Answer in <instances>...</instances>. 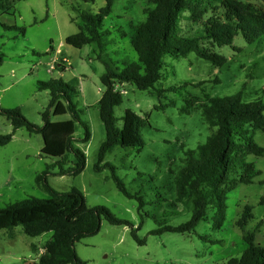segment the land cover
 Returning <instances> with one entry per match:
<instances>
[{
  "label": "rangeland",
  "instance_id": "374dc122",
  "mask_svg": "<svg viewBox=\"0 0 264 264\" xmlns=\"http://www.w3.org/2000/svg\"><path fill=\"white\" fill-rule=\"evenodd\" d=\"M243 1L264 11V0ZM104 4L105 0H18L10 10L0 12V108H17L30 123L41 127L50 94L38 89L37 81L62 82L69 87L68 96L90 133L84 140L83 124L75 123L73 144L84 152L85 165L73 175L71 151L62 157L43 154L40 132L17 128L9 142L0 146V207L25 198H49L44 181L58 192L76 188L89 207H107L126 223L111 224L101 218L95 234L75 242V252L84 264H226L227 259L240 257L247 246L243 236L256 224L255 243L264 245V155L246 156L260 174L251 183H237L226 192L222 220L214 208H208L205 218L190 232L151 233L191 217L189 199L174 203L175 178L187 157L185 151L195 149L212 132L200 108L205 96L240 90L244 101L264 100V42L262 47L249 45L238 33L231 45L213 48L226 58L221 66L192 52L177 58L164 56L163 77L154 87L141 90L130 83L115 84L121 94V103L113 110L116 124L121 126L126 109L141 116L145 120L139 130L143 145H116L99 162L105 128L98 100L105 90L100 81L105 65L97 56L119 69L124 63L138 62L130 37L149 5L148 0H116L103 19L102 32L108 33H102L99 43L81 48L66 44L65 37L82 29V14H94ZM199 31V24L180 20V34L195 36ZM184 83L187 85L180 88ZM187 100L193 103L188 113L181 110ZM69 118V113L50 114L51 121ZM10 132L11 121L0 114V135ZM249 135L264 148L263 131L249 128ZM42 172L44 180L37 182L36 176ZM113 173L135 197L128 198L117 189ZM245 206L251 208L252 218L241 229L236 220ZM137 226L142 244L130 233ZM50 237L51 232L25 235L20 226L1 229L0 264L36 262Z\"/></svg>",
  "mask_w": 264,
  "mask_h": 264
},
{
  "label": "trees",
  "instance_id": "16d2710c",
  "mask_svg": "<svg viewBox=\"0 0 264 264\" xmlns=\"http://www.w3.org/2000/svg\"><path fill=\"white\" fill-rule=\"evenodd\" d=\"M16 1L18 0H0V12L10 10ZM115 1L105 0L98 12L82 14V29L65 37V43L75 48L92 42L99 43L102 33H108L107 30L102 32V22L111 13ZM148 3L143 9L145 18L134 25L130 37L138 62L124 63L119 69L101 55L97 56L105 65V72L100 77L105 90L98 100L99 116L105 128V139L98 151L99 162L116 145L124 148L143 145L139 130L145 125V120L141 116L126 109L121 117V126L116 124L113 110L121 103V94L114 89L115 84L130 83L141 90L154 87L163 77L161 70L164 56L177 58L192 52L214 66H221L226 58L213 48L231 45L238 33L249 45L262 47L264 42V11L250 2L148 0ZM182 19L199 24V33L195 36L180 34L178 26ZM186 85L184 83L180 88ZM37 88L48 90L50 94L49 103L41 114L42 126L30 123L17 108H0V114L5 115L12 125V132L0 135V146L9 142L17 128L25 127L30 132H40L43 141L41 152L52 157H62L65 152L71 151L75 157L71 173L78 174L84 168L85 154L73 144V134L75 123L82 121L68 96L69 87L57 81H37ZM157 92L161 94L163 89L159 88ZM205 98V103L200 106L201 113L212 132L195 149L185 151L187 157L175 178L174 203L189 199L193 207L191 217L178 225L166 224L151 230L153 234H160L162 231L190 232L205 218L208 208H214L215 214L222 220L226 192L237 183H251L260 174L254 162L248 161L246 156L264 155V148L249 135V128L264 132V100L244 101L240 90L224 96L206 95ZM192 105L187 100L181 110L188 113ZM66 113L70 114L69 119L50 120V114L61 116ZM82 124L83 139L87 140L90 133L87 126ZM95 169L99 170L100 166L97 165ZM44 173L36 176L37 182L44 180ZM112 178L117 189L126 197L136 196L114 173ZM44 187L50 194L47 199L25 198L0 207V230L11 231L20 226L28 236L51 232L37 261L25 264H84L75 252V242L95 234L99 230L101 218L111 224L126 223L105 206H87L83 195L76 188L58 192L45 181ZM263 200L264 194L261 198ZM140 204L143 205L141 199ZM251 218V208L245 206L236 225L243 229ZM258 226L256 224L252 231L244 234L247 246L240 257H231L226 264H264V245L255 243L254 230ZM139 227L132 228L130 233L136 242L142 244L144 240L137 235Z\"/></svg>",
  "mask_w": 264,
  "mask_h": 264
},
{
  "label": "crops",
  "instance_id": "0c3cea01",
  "mask_svg": "<svg viewBox=\"0 0 264 264\" xmlns=\"http://www.w3.org/2000/svg\"><path fill=\"white\" fill-rule=\"evenodd\" d=\"M61 67H63V66H61Z\"/></svg>",
  "mask_w": 264,
  "mask_h": 264
}]
</instances>
